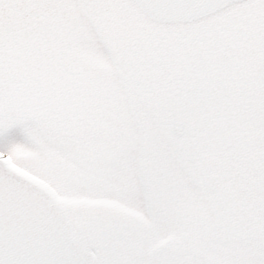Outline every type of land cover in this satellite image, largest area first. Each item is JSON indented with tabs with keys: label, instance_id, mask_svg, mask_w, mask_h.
I'll use <instances>...</instances> for the list:
<instances>
[{
	"label": "snow or ice",
	"instance_id": "obj_1",
	"mask_svg": "<svg viewBox=\"0 0 264 264\" xmlns=\"http://www.w3.org/2000/svg\"><path fill=\"white\" fill-rule=\"evenodd\" d=\"M0 264H264V0H0Z\"/></svg>",
	"mask_w": 264,
	"mask_h": 264
}]
</instances>
